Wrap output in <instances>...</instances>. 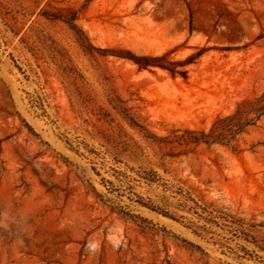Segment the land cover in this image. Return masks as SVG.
Segmentation results:
<instances>
[{
  "label": "rangeland",
  "instance_id": "374dc122",
  "mask_svg": "<svg viewBox=\"0 0 264 264\" xmlns=\"http://www.w3.org/2000/svg\"><path fill=\"white\" fill-rule=\"evenodd\" d=\"M263 92L264 0H0V264H264Z\"/></svg>",
  "mask_w": 264,
  "mask_h": 264
},
{
  "label": "trees",
  "instance_id": "16d2710c",
  "mask_svg": "<svg viewBox=\"0 0 264 264\" xmlns=\"http://www.w3.org/2000/svg\"><path fill=\"white\" fill-rule=\"evenodd\" d=\"M73 20V18H70L68 19V22ZM71 26L72 28H75L74 24ZM127 58L133 61L139 70L158 67L167 70L171 75H185V71H177L174 67H169L162 63L164 59L163 56L148 57L130 55ZM168 64L175 66L179 63ZM262 117H264V92L253 99H246L238 103L232 114L216 119L207 133L204 130L188 131L186 134L189 136H181V138L186 144H224L223 142L228 139L233 140L234 137L242 133L245 128L254 126ZM161 212L164 215H167L164 211Z\"/></svg>",
  "mask_w": 264,
  "mask_h": 264
}]
</instances>
